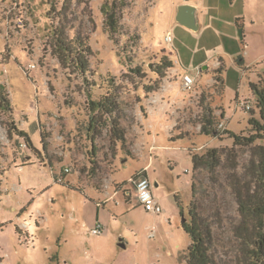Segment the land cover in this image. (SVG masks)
I'll list each match as a JSON object with an SVG mask.
<instances>
[{
    "label": "rangeland",
    "instance_id": "374dc122",
    "mask_svg": "<svg viewBox=\"0 0 264 264\" xmlns=\"http://www.w3.org/2000/svg\"><path fill=\"white\" fill-rule=\"evenodd\" d=\"M112 1L0 0V83L31 141L9 135L0 109V264H186L192 155L231 148L225 133L250 136L249 120L259 119L250 84L264 77V0H188L198 8L197 31L176 20L187 0H121L115 40L102 11ZM57 28L92 49L86 80L56 56ZM165 61L180 73L159 77ZM113 89L125 143L110 125L94 140L88 131L91 99ZM209 111L214 130L223 123L226 132L201 133ZM143 169L161 215L147 213L127 184ZM196 182L205 217L218 211L223 219L215 237L224 258L236 203L207 174Z\"/></svg>",
    "mask_w": 264,
    "mask_h": 264
},
{
    "label": "trees",
    "instance_id": "16d2710c",
    "mask_svg": "<svg viewBox=\"0 0 264 264\" xmlns=\"http://www.w3.org/2000/svg\"><path fill=\"white\" fill-rule=\"evenodd\" d=\"M125 7L121 0H113L102 7L105 25L112 40L120 32L122 10ZM53 36L54 52L60 62L67 68H73L86 80L90 71L88 57L92 55V49L79 36L70 40L65 30L57 28ZM238 62L241 65V60ZM173 68L172 62H162L156 74L164 78L165 71ZM216 73V82L223 84V67L220 66ZM250 90L256 98L259 111V119L252 117L249 120L253 133L243 136L225 131L233 139L231 148H213L201 155H192V168L196 177L192 179L190 222L182 225L191 240L183 258L186 264H264V77L261 76L256 84L251 83ZM9 95L6 86L0 83V109L6 116L9 135L15 133L25 138L31 146L29 136L15 125ZM90 113L88 131L93 134V140L98 129L110 125L112 137L117 142H126V133L121 127L123 112L116 89L108 91L99 99L92 98ZM213 125L214 119L209 111L201 123V133L206 136L218 135ZM246 154L248 159L243 162L242 158ZM203 173L207 174L214 188L229 191L237 206V218L231 221V247L224 258L219 255L215 237V225L223 223L221 214L216 211L213 217H205L197 198L199 186L196 178L197 174Z\"/></svg>",
    "mask_w": 264,
    "mask_h": 264
},
{
    "label": "built area",
    "instance_id": "2783aa9c",
    "mask_svg": "<svg viewBox=\"0 0 264 264\" xmlns=\"http://www.w3.org/2000/svg\"><path fill=\"white\" fill-rule=\"evenodd\" d=\"M166 42L171 43L172 39L170 34L166 37ZM185 81V89L189 90L191 89L192 84L194 83V80L190 76L184 77ZM248 110H251V107H246ZM226 131L225 125L222 123L218 126V132L221 134ZM68 171V170H66ZM127 184H131L139 205L143 207V209L153 215H161L163 214V209L160 204V202L154 197L152 190H151V183L149 181V178L147 176V170L140 171L136 175H134L130 181ZM130 195V193H127ZM99 207L101 205H98ZM102 226L98 224L93 230L92 233L94 235H99L101 233Z\"/></svg>",
    "mask_w": 264,
    "mask_h": 264
},
{
    "label": "water",
    "instance_id": "95a60500",
    "mask_svg": "<svg viewBox=\"0 0 264 264\" xmlns=\"http://www.w3.org/2000/svg\"><path fill=\"white\" fill-rule=\"evenodd\" d=\"M176 20L179 24L189 29H192L194 31L198 30L196 8L192 5L189 4L181 5L178 9ZM240 37L242 38V31H240ZM185 222L186 220H183V223Z\"/></svg>",
    "mask_w": 264,
    "mask_h": 264
},
{
    "label": "crops",
    "instance_id": "0c3cea01",
    "mask_svg": "<svg viewBox=\"0 0 264 264\" xmlns=\"http://www.w3.org/2000/svg\"><path fill=\"white\" fill-rule=\"evenodd\" d=\"M184 4H189V5H195V4H191L188 0L187 1H185L184 3H180L178 6H177V10H176V14H175V16L177 15V13H178V9H179V7L181 6V5H184ZM197 6L195 5V8H196ZM198 8H196V18H197V25H198ZM198 28H199V25H198ZM174 69V71H176V72H179L180 73V71L177 69V68H173ZM144 170V169H143ZM142 171V170H141ZM147 176H148V174H147ZM135 192V191H134ZM130 194H131V192H129ZM136 195V194H135ZM131 196H132V194H131ZM98 205V204H97Z\"/></svg>",
    "mask_w": 264,
    "mask_h": 264
}]
</instances>
